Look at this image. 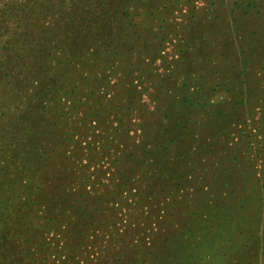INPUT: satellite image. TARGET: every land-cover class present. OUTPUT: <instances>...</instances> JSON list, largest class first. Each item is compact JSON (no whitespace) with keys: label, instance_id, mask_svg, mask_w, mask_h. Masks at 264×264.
<instances>
[{"label":"rangeland","instance_id":"rangeland-1","mask_svg":"<svg viewBox=\"0 0 264 264\" xmlns=\"http://www.w3.org/2000/svg\"><path fill=\"white\" fill-rule=\"evenodd\" d=\"M6 17L0 60L16 74L9 78L4 70L0 77V264H52L46 253L24 260L27 244L18 231L24 210H35L32 193L52 205L66 200L55 173L62 148L54 143L72 132L59 142L54 138L59 135L49 113L61 101L58 91L67 94V118L101 109L114 115L119 109L113 105L125 107L134 86L124 77L143 83L147 111L156 106L147 94L161 89L196 161L194 168L172 164L176 177L162 196L172 201L170 216L159 223L150 255L132 264H264V0H18ZM22 34L35 38L23 40ZM40 39L58 43L61 51L37 44ZM4 48L11 49L5 58ZM42 48L47 58L40 53L27 63L46 82L14 104L8 96L28 86L17 53L26 52V58ZM104 75L110 77L101 89ZM99 96L106 99L102 106L89 108ZM83 124L85 131L89 124ZM34 166L41 167L36 178L30 174ZM143 177L150 193L153 183ZM187 177L190 196L175 190L179 182L189 185ZM152 193L153 199L161 195Z\"/></svg>","mask_w":264,"mask_h":264},{"label":"trees","instance_id":"trees-1","mask_svg":"<svg viewBox=\"0 0 264 264\" xmlns=\"http://www.w3.org/2000/svg\"><path fill=\"white\" fill-rule=\"evenodd\" d=\"M17 2L18 0H9L1 4L3 7H0V25H5L9 20L6 17L7 7H16ZM35 20L36 26L40 20ZM24 21L26 20L23 19ZM20 38L33 39L35 35L29 38V35L22 34ZM2 39L0 35V44ZM37 44H44V41L40 39ZM46 44L44 46L49 49L61 47L58 43ZM46 48L27 52L26 58L21 56L26 52L17 53L24 68L20 76L28 81V86L23 85L19 87L18 93L8 96L13 98L14 104L23 92H32L38 88V83L46 82L40 73L34 75V67L27 63L31 58L30 62L35 63L40 53L41 56L46 54L42 60L46 59ZM10 50L6 51L4 48L1 56H9ZM2 60L0 77L4 70V76L10 78L15 75L12 67L10 69L3 66ZM109 77H102L99 86L101 89L107 84ZM138 79L143 82L141 76ZM124 81L127 85L134 86L130 87L132 90L128 92L129 100L125 107L122 108L118 102L113 105L119 109L114 115H109V109H101L95 113L91 110L90 114L86 111H76L74 119L67 118L71 114L69 100L67 94L58 91V100L61 101L57 108L49 113L50 119H54L53 131L60 137L54 138L59 142V139L63 140L65 136L70 135L68 132H72V136L67 140L54 143L62 148L60 163L55 173L58 175L60 191L66 200L63 205H52L48 198H38L36 193H32L29 202L30 207L36 205L35 210L32 215L24 210L19 222L18 239L26 243L28 248L22 249L28 250L24 260L28 258L30 261L31 254L40 257L39 254L46 253V256H50L52 264H122L123 261V264H132L141 257L150 255L154 245L153 237L155 233L160 232L158 225L171 213L168 208L171 207L172 201L162 196L164 187L167 189V183L173 176L176 177L177 170L174 167L171 169L172 164L194 168L196 161L190 159L189 155L194 151L189 150L187 140L183 142L181 139L182 128L179 122L177 123L173 111L175 106L165 103L166 97L161 89L155 86L154 93L147 94L149 100L151 97V100L156 102L155 108L147 111L145 103L142 102L144 91L139 90L143 83L136 81L134 77L130 80L124 77ZM16 91L18 89L14 90ZM96 98L98 100L89 108H100L103 100H106L103 96ZM112 116L113 120L110 119ZM82 121L89 124L85 131L81 129ZM104 123H108L107 126L100 125ZM87 130L91 135L83 139ZM102 131L105 133L101 134ZM97 133H100L101 137H97ZM55 146L51 143L52 152L55 151ZM103 162H106L105 167ZM42 167L46 168L47 164ZM40 168L34 166L31 177L36 178ZM170 169L172 175L167 173ZM143 176H149L146 181L151 180L153 183L149 189L150 193H146L140 183ZM187 178L189 185L182 187L179 182L175 185V190L182 192L185 189L190 196L191 177ZM33 186L35 191L39 189V184L34 180L31 181L30 187ZM155 190H159L161 195L153 199L152 196L156 193L152 191ZM131 225L137 226L139 230L130 231ZM152 230L154 233H151ZM31 247L35 248L33 252L29 251Z\"/></svg>","mask_w":264,"mask_h":264}]
</instances>
